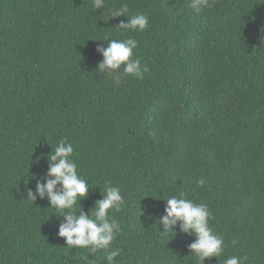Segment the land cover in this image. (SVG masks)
I'll use <instances>...</instances> for the list:
<instances>
[{"label": "trees", "instance_id": "obj_1", "mask_svg": "<svg viewBox=\"0 0 264 264\" xmlns=\"http://www.w3.org/2000/svg\"><path fill=\"white\" fill-rule=\"evenodd\" d=\"M208 2L0 0V264H109L116 249L113 264H198L195 237L160 224L170 196L211 210L225 249L204 264H264V0ZM125 5L149 18L145 31L118 28L127 18L112 10ZM129 37L150 71L119 70L117 84L97 49ZM65 139L91 185L86 214L105 184L121 191L109 249L66 248L62 213L27 199Z\"/></svg>", "mask_w": 264, "mask_h": 264}, {"label": "clouds", "instance_id": "obj_2", "mask_svg": "<svg viewBox=\"0 0 264 264\" xmlns=\"http://www.w3.org/2000/svg\"><path fill=\"white\" fill-rule=\"evenodd\" d=\"M191 9L200 11L202 7H211L208 0H185ZM105 6V0H93V7L99 10ZM33 15L42 25H48L49 18L39 17L32 11ZM127 6L113 9L111 17H126L127 22H122L118 28L125 32H143L149 27V18L142 14L127 16ZM211 13V10H210ZM224 14L225 26L228 16ZM138 41L134 38L112 39L107 48H98L97 51L104 57L98 66L99 72H107L117 84L122 82V77L117 75L122 70L124 77L133 76L140 80L144 79L149 67L142 65L139 58H134ZM53 149V148H52ZM74 147L67 143L66 139L59 141L58 145L48 157L49 170L46 183L38 182L35 192L31 188L26 189L27 199L36 201L47 199L50 207L62 213L57 217H63L64 223L59 225L57 233L59 238L64 239L66 248L86 249L90 253L98 250L109 249L121 232L119 220L110 215V210L118 212L123 204V196L119 188L105 184L102 190V199L97 201L90 214H86L81 201L89 197L91 185L78 170V165L72 158ZM204 181L198 180L197 184L202 186ZM23 197V193L21 194ZM79 205V211H77ZM212 212L205 203H196L191 199L170 196L167 198L166 215L160 224L165 228V233L173 232L180 226L181 230L195 240L189 247V252L195 254L198 264H204L211 258L220 259L225 249L224 237L216 234L210 226ZM235 244L236 242L233 241ZM120 255L118 249L110 251L106 259L113 264L115 258ZM88 259L87 256L84 257ZM224 264H241L239 256H231L224 260Z\"/></svg>", "mask_w": 264, "mask_h": 264}]
</instances>
